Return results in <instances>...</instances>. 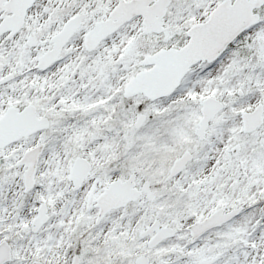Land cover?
Listing matches in <instances>:
<instances>
[{"label": "snow or ice", "instance_id": "6c2138e0", "mask_svg": "<svg viewBox=\"0 0 264 264\" xmlns=\"http://www.w3.org/2000/svg\"><path fill=\"white\" fill-rule=\"evenodd\" d=\"M0 264H264V0H0Z\"/></svg>", "mask_w": 264, "mask_h": 264}]
</instances>
